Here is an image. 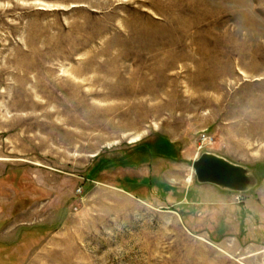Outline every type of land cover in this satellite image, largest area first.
Returning a JSON list of instances; mask_svg holds the SVG:
<instances>
[{
	"label": "rangeland",
	"instance_id": "rangeland-1",
	"mask_svg": "<svg viewBox=\"0 0 264 264\" xmlns=\"http://www.w3.org/2000/svg\"><path fill=\"white\" fill-rule=\"evenodd\" d=\"M204 151L257 186L198 183ZM127 155L133 195L95 178ZM52 233L42 264H258L264 0H0V264Z\"/></svg>",
	"mask_w": 264,
	"mask_h": 264
},
{
	"label": "water",
	"instance_id": "water-1",
	"mask_svg": "<svg viewBox=\"0 0 264 264\" xmlns=\"http://www.w3.org/2000/svg\"><path fill=\"white\" fill-rule=\"evenodd\" d=\"M192 167L198 183L212 184L230 192H249L259 182L252 169L211 151L201 153Z\"/></svg>",
	"mask_w": 264,
	"mask_h": 264
},
{
	"label": "crops",
	"instance_id": "crops-1",
	"mask_svg": "<svg viewBox=\"0 0 264 264\" xmlns=\"http://www.w3.org/2000/svg\"><path fill=\"white\" fill-rule=\"evenodd\" d=\"M95 178L96 180L106 182L108 184H111L112 186L124 191L127 194L133 195V191H129L125 189L122 185H119V181H125L128 182L129 184H133L135 188H141V187H136L135 181L131 178H129L128 174L132 171H134V162L132 161L131 158L127 156H122V157H111L110 159L108 158H103V156L97 157L95 160ZM108 177V178H106ZM22 187V184H20ZM45 203V202H44ZM43 203V204H44ZM38 205V204H36ZM23 214L19 215L16 219V221H19V223L23 224ZM15 222H13L15 224ZM24 225V224H23ZM23 229L19 230V232H16L14 236L16 237H23L22 231ZM3 235H7L6 231L2 233ZM1 234V235H2ZM54 236V233L49 235V238L41 242V245L38 246L36 249H34V255L31 256L30 262L33 263H38L42 264L40 260V254L48 252V246L49 244H52V237ZM20 244L23 243L22 238L19 242ZM54 243V242H53ZM258 243H260L258 241ZM35 253L37 255H35ZM40 253V254H39ZM40 256V257H39ZM263 257H264V248L263 246H258V264H262L263 262ZM48 261H46V264Z\"/></svg>",
	"mask_w": 264,
	"mask_h": 264
},
{
	"label": "built area",
	"instance_id": "built-area-1",
	"mask_svg": "<svg viewBox=\"0 0 264 264\" xmlns=\"http://www.w3.org/2000/svg\"><path fill=\"white\" fill-rule=\"evenodd\" d=\"M214 143L213 134L208 131V129H204L199 133L198 137V150L203 151L207 146H210ZM237 200L241 201L240 197L237 196Z\"/></svg>",
	"mask_w": 264,
	"mask_h": 264
},
{
	"label": "trees",
	"instance_id": "trees-1",
	"mask_svg": "<svg viewBox=\"0 0 264 264\" xmlns=\"http://www.w3.org/2000/svg\"><path fill=\"white\" fill-rule=\"evenodd\" d=\"M259 177V176H258Z\"/></svg>",
	"mask_w": 264,
	"mask_h": 264
}]
</instances>
